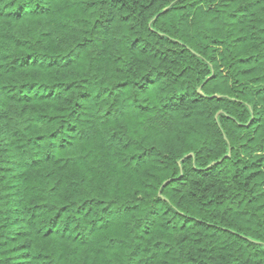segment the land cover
<instances>
[{
  "label": "trees",
  "instance_id": "16d2710c",
  "mask_svg": "<svg viewBox=\"0 0 264 264\" xmlns=\"http://www.w3.org/2000/svg\"><path fill=\"white\" fill-rule=\"evenodd\" d=\"M0 264H264V0H0Z\"/></svg>",
  "mask_w": 264,
  "mask_h": 264
}]
</instances>
